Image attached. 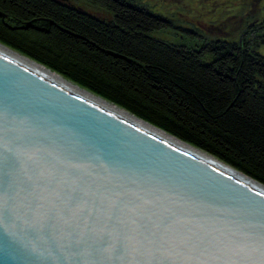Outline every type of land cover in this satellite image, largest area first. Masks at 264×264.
Segmentation results:
<instances>
[{"label":"water","instance_id":"water-1","mask_svg":"<svg viewBox=\"0 0 264 264\" xmlns=\"http://www.w3.org/2000/svg\"><path fill=\"white\" fill-rule=\"evenodd\" d=\"M0 264H264V192L0 53Z\"/></svg>","mask_w":264,"mask_h":264},{"label":"trees","instance_id":"trees-1","mask_svg":"<svg viewBox=\"0 0 264 264\" xmlns=\"http://www.w3.org/2000/svg\"><path fill=\"white\" fill-rule=\"evenodd\" d=\"M91 1L116 19L60 0H0V42L264 183V57L229 42L180 48L126 0Z\"/></svg>","mask_w":264,"mask_h":264},{"label":"rangeland","instance_id":"rangeland-1","mask_svg":"<svg viewBox=\"0 0 264 264\" xmlns=\"http://www.w3.org/2000/svg\"><path fill=\"white\" fill-rule=\"evenodd\" d=\"M60 1L70 7L80 6L84 11H92L101 19L115 20L117 16L112 9L97 7L91 0ZM126 1L138 11L156 17L160 26L152 35L159 40L180 48L198 49L199 53H209L213 47L224 48L229 42L241 50L254 49L264 57V0Z\"/></svg>","mask_w":264,"mask_h":264},{"label":"bare ground","instance_id":"bare-ground-1","mask_svg":"<svg viewBox=\"0 0 264 264\" xmlns=\"http://www.w3.org/2000/svg\"><path fill=\"white\" fill-rule=\"evenodd\" d=\"M219 39V38H218ZM185 45V44H184ZM0 53L8 58H11L13 60H16L18 62H21L38 72L44 74L54 82L74 91L77 93H80L82 95L87 96L91 101H93L98 106L105 108L112 112L113 114L120 116L126 120L132 121L140 125L141 127L145 128L146 130L150 131L153 135L163 139L167 140L169 143L182 148L184 150H187L194 155L200 157L201 159L213 164L214 166L218 168L225 169L229 173L233 174L234 176L244 179L245 182H248L251 186L259 188L261 191L264 192V184L261 182H258L256 179H253L243 173L242 171L238 170L237 168L233 167L231 164L221 160L220 158H217L210 153L206 152L203 149H200L183 139L177 137L176 135H173L172 133L165 131L164 129H161L154 124L136 116L131 111L127 110L126 108L118 105L117 103L106 99L105 97L90 91L89 89L83 87L82 85L76 83L75 81L69 79L68 77L52 70L51 68H48L46 65L36 61L35 59L21 53L20 51L0 42Z\"/></svg>","mask_w":264,"mask_h":264}]
</instances>
